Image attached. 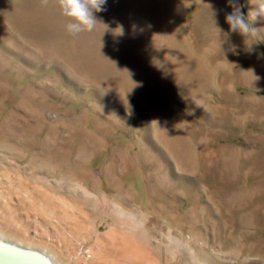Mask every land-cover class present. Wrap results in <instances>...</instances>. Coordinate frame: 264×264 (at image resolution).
Returning <instances> with one entry per match:
<instances>
[{
  "label": "rangeland",
  "instance_id": "rangeland-1",
  "mask_svg": "<svg viewBox=\"0 0 264 264\" xmlns=\"http://www.w3.org/2000/svg\"><path fill=\"white\" fill-rule=\"evenodd\" d=\"M104 8L72 34L56 0H0V236L62 264H264V20Z\"/></svg>",
  "mask_w": 264,
  "mask_h": 264
},
{
  "label": "clouds",
  "instance_id": "clouds-1",
  "mask_svg": "<svg viewBox=\"0 0 264 264\" xmlns=\"http://www.w3.org/2000/svg\"><path fill=\"white\" fill-rule=\"evenodd\" d=\"M57 5L63 16L68 18L66 29L72 34H77L82 31H92L98 23L94 13L105 10L104 5L106 0H56ZM252 5L245 15L236 0H228V6L232 9L225 15V22L232 32H238L246 37L247 35H259L260 29L252 25L259 19L264 20V0H249ZM187 5L186 7H190ZM246 16L248 19H246ZM105 27H107L105 25ZM218 29V28H217ZM220 32L221 30L218 29ZM119 33L123 34L122 27ZM255 79H259L256 77Z\"/></svg>",
  "mask_w": 264,
  "mask_h": 264
},
{
  "label": "bare ground",
  "instance_id": "bare-ground-1",
  "mask_svg": "<svg viewBox=\"0 0 264 264\" xmlns=\"http://www.w3.org/2000/svg\"><path fill=\"white\" fill-rule=\"evenodd\" d=\"M0 238H4L6 240L15 242V241H13L14 239L13 240L9 239L11 237H9L7 239L5 237L0 236ZM16 243H18V242H16ZM131 243L133 244V242H131ZM136 244H138V243L135 242L133 244L132 248H130V250H129L131 255H136V256H141L142 255V256L145 257V259H148L149 257H151L147 251L143 252L144 249L143 250L138 249L136 251V246H135ZM123 245L125 246V244H123ZM23 246H25L27 248H32V249H36V250L40 251L41 253H43L45 256H47L49 258V260H50V262L52 264H62V263H60L58 261V258L55 257V258H57V259H55L52 256L53 253L52 254L49 253L48 250L45 251V250L39 249L38 247H29V246H26L24 244H23ZM138 252H141L142 254L140 253L141 255H138ZM59 260H61V259H59ZM0 264H44V263L39 261V260H37V259H35V258L29 257V256L27 257V256H22V255H16V254L12 253L9 249H5L4 247H0ZM63 264H65V263H63Z\"/></svg>",
  "mask_w": 264,
  "mask_h": 264
},
{
  "label": "water",
  "instance_id": "water-1",
  "mask_svg": "<svg viewBox=\"0 0 264 264\" xmlns=\"http://www.w3.org/2000/svg\"><path fill=\"white\" fill-rule=\"evenodd\" d=\"M0 247H4L5 249H9L12 253L16 255H22V256H29L32 258H35L44 264H52L47 256H45L43 253L36 249L27 248L23 246L22 244L12 242L9 240H6L4 238H0Z\"/></svg>",
  "mask_w": 264,
  "mask_h": 264
}]
</instances>
